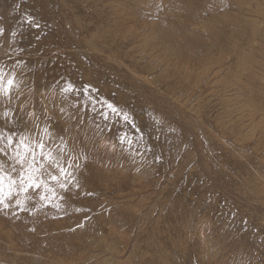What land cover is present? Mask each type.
<instances>
[{
    "label": "rangeland",
    "instance_id": "1",
    "mask_svg": "<svg viewBox=\"0 0 264 264\" xmlns=\"http://www.w3.org/2000/svg\"><path fill=\"white\" fill-rule=\"evenodd\" d=\"M0 132V264H264V0H0Z\"/></svg>",
    "mask_w": 264,
    "mask_h": 264
},
{
    "label": "snow or ice",
    "instance_id": "2",
    "mask_svg": "<svg viewBox=\"0 0 264 264\" xmlns=\"http://www.w3.org/2000/svg\"><path fill=\"white\" fill-rule=\"evenodd\" d=\"M8 84L11 85L12 84V80H9L8 81ZM5 131H7V130H5ZM11 135H12V133L9 132V137H8V143H9V145H11L13 143V141L11 140ZM0 139H3L2 132H0ZM44 147H45L44 143L43 142H40L39 143V148L41 150V152H40V158L41 159H49V157L43 155V149H44ZM3 151H4V149H0V155H3ZM24 162L25 163H30V164H36L38 161H37V156H36L35 151H33V153H32V159H31V161L25 160ZM2 167H3L2 164H0V193L3 192L2 185H3V181H4V176H3V173H2ZM53 167H55L59 171V173H60L61 176H65V177L71 176L72 177V180L71 181H67L64 184H61L60 185L61 188L65 189L67 191L68 189H71L72 186H73V183H75L77 190H79V186H80L79 185V181L76 179L75 174H74L73 171H66L64 165L56 164V165H53ZM67 168L68 169H79L80 168V165H79V163L76 160H68L67 161ZM12 171L15 172L16 169L13 168ZM37 171H40V170L37 169ZM42 175H43V172H41V176ZM50 179L53 180V181H55V180H57V176L56 175H51L50 176ZM28 180H29L28 189H33V188L39 189L40 184L38 182H35L33 180V177L32 176H29L28 177ZM12 183H13V185L15 184V180L14 179H13ZM24 183H25V181H24V178H23V172H21L20 173V186H21L22 189H23ZM28 189H25V191H27ZM88 195H90V193H88ZM40 198L42 200L44 199L43 196H41ZM19 203L20 202L17 201V205L18 206H19ZM0 204H4L5 207H7V205L5 204L4 199H2V198H0Z\"/></svg>",
    "mask_w": 264,
    "mask_h": 264
}]
</instances>
